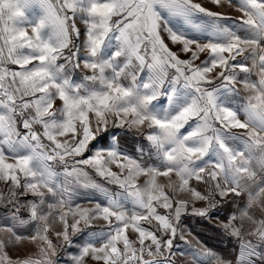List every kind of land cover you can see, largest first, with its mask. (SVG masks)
<instances>
[{"label": "snow or ice", "instance_id": "obj_1", "mask_svg": "<svg viewBox=\"0 0 264 264\" xmlns=\"http://www.w3.org/2000/svg\"><path fill=\"white\" fill-rule=\"evenodd\" d=\"M0 264H264V0H0Z\"/></svg>", "mask_w": 264, "mask_h": 264}, {"label": "rangeland", "instance_id": "obj_2", "mask_svg": "<svg viewBox=\"0 0 264 264\" xmlns=\"http://www.w3.org/2000/svg\"><path fill=\"white\" fill-rule=\"evenodd\" d=\"M96 179L98 180L99 178L97 177ZM109 187H112L113 190H115L114 186ZM84 191V189H81V192ZM83 206L91 205L87 202H83ZM237 207L238 205H226L223 209H221V218L227 216L230 211H236ZM186 228L192 232L193 236L201 239L209 247L213 248L224 257L234 259L237 255L235 240L224 236L218 227L212 224H206L205 222H198V218H189ZM58 252H63V248L58 249ZM64 258L67 259V254H65Z\"/></svg>", "mask_w": 264, "mask_h": 264}]
</instances>
